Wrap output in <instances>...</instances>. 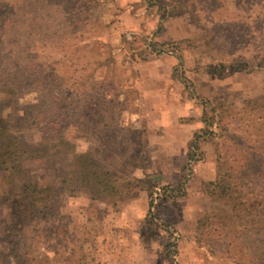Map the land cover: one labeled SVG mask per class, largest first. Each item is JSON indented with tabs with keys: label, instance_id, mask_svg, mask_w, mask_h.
<instances>
[{
	"label": "rangeland",
	"instance_id": "obj_1",
	"mask_svg": "<svg viewBox=\"0 0 264 264\" xmlns=\"http://www.w3.org/2000/svg\"><path fill=\"white\" fill-rule=\"evenodd\" d=\"M151 1H134L127 12L116 0H63V6L71 9L66 21L74 24L71 47L79 51H67L74 55V65L58 69L52 94L61 98L79 88L62 103L79 107L71 115L74 122L89 114L104 133L77 137L80 132L72 129L62 139L64 144L58 141L59 147H50L43 156L34 153L19 173L5 172L0 164V264H96L107 258L103 248L118 241L120 209L126 202L105 193L92 194L89 188L72 193L58 178L62 171L78 166L79 154L97 146L103 154H120V149L140 153L146 168L127 165L128 176L149 177L158 186L146 221L137 220L129 228L131 236L133 229L141 232L142 242L152 248L149 264H254L247 257L241 263L231 258L240 257L234 246L229 256L224 255L219 239L198 228L199 219L214 207L206 197L209 179L202 178L217 173L216 149L223 148L220 134L225 133L219 124L212 125L217 135L201 143L202 158L180 168V177L186 178L184 195L161 198L158 189L164 183L156 178H177L173 166L182 162V147L191 135L188 127L191 132L207 128L205 114L213 116L211 108L218 102L228 107L225 124L230 134L244 137L258 131L254 119L264 116V110L249 113L242 107L246 100L264 94V0H161L163 8ZM36 6L41 4L23 0L26 16L14 19L22 26L21 39L15 26L0 33L1 48H7L0 53V59L5 56L3 67L24 70L29 84L37 79V62L47 64L66 56L53 53L50 43L38 53L26 52L49 37L45 25L52 20ZM10 13L0 14V25ZM132 16L138 20L132 23ZM237 63L249 67L233 72ZM82 78L83 83L76 84ZM31 88L15 96L0 92V103L15 124L36 117V99L44 86ZM134 108L138 114L128 116ZM120 121L145 127L147 134L138 143L132 130L122 131ZM184 125L186 130H179ZM30 137L38 140L40 135L34 130ZM146 138L149 144L144 146ZM27 181L55 186L56 205L31 216L26 201L18 196ZM216 226L214 219L207 230L213 232Z\"/></svg>",
	"mask_w": 264,
	"mask_h": 264
},
{
	"label": "trees",
	"instance_id": "obj_2",
	"mask_svg": "<svg viewBox=\"0 0 264 264\" xmlns=\"http://www.w3.org/2000/svg\"><path fill=\"white\" fill-rule=\"evenodd\" d=\"M155 1L160 5L159 8L164 7L161 0ZM35 2L41 4L36 7L44 11L52 22L45 25V32L49 35L48 39L36 44L33 48L28 47L26 52L28 54L32 51L38 53V49H45L50 43L53 53L65 52L66 56L60 60L52 59L47 64L37 62L34 66L37 79L31 84L24 77L26 73L24 70L20 68L8 70L3 67L6 63L5 56L0 59V92L15 96L32 91L30 89L34 85L44 86L42 94L40 93V97L38 96L36 99V117L29 122L15 124L13 119L7 116L6 106L0 103V164L2 169L10 174L19 173L23 168L24 161L31 159L34 153L39 152L43 156L50 147L58 148V141L61 140L62 143L64 141L62 139H65L72 129L75 132L76 130L80 132L77 137L96 135L101 137L104 133L103 129L98 127L99 121L95 122L96 120L90 118L89 114L82 117L80 122H74L71 115L77 113L79 107L73 109L72 103H62V100L74 97L79 88L70 89L61 98L59 95L52 94L56 90L53 83L58 69L74 65V55L69 56L68 53L75 52L74 54H76L79 51L76 49L77 46L71 47L72 25L74 24L71 25L66 21L67 17L71 15V9L63 6V0H35ZM149 3L153 2L149 0ZM0 10H2L1 15L13 12L3 18L0 33L3 35L10 30L11 26H15V31L21 39L22 26L14 19H20L23 14L26 16L23 12V0H16L15 3L12 0H0ZM43 15L40 14V18ZM1 44L2 42H0V53L7 51L6 47L1 48ZM86 44L87 42L84 45L86 46ZM66 45H68L67 48ZM67 51L69 52L67 53ZM38 58L39 55H37ZM235 66L233 72L247 70L249 67L248 63H237ZM83 79L81 82L77 80L76 84L83 83ZM46 90L50 94L46 93ZM106 97H108L107 94ZM208 103L213 105L214 101L208 100ZM129 104L132 103L129 102L128 106ZM56 105H61V108ZM211 109L213 116L205 114L204 117L207 128L197 132L189 144L188 162L185 165L187 167L202 158L201 143L217 135L212 130V125L219 124L225 132L220 134V137L224 138L223 148L220 149L217 146V173L215 178L208 182L209 187L206 192V197L214 207L213 211H208L199 219L198 228L209 233V236L212 235V239H215L214 237L219 239L224 255L229 256V251L234 246L239 249L240 257L231 256V258L236 259L239 263L243 259L247 260V257L252 259L254 264H264V131H262L264 116L254 119V122L259 125L255 134L249 133L247 136L239 137L238 134H230L232 132L229 126L225 124L228 107L223 102H218ZM242 110L249 113L263 111L264 94L246 100ZM137 114L138 112L134 108L127 115ZM143 124L142 126H144ZM103 126H107V124L103 123ZM120 128L122 131L130 132L132 130L133 138L139 141L138 143H140V136L147 134L145 127L126 126L122 121H120ZM34 130L40 135L38 140H33L30 137ZM148 144L149 140L146 138L144 146ZM120 146H123L122 143ZM103 153V150L97 146L86 153L79 154L77 156L78 166L64 170L58 175L61 184L70 189L72 193H75L77 188H89L92 194L105 193L111 198H117V201L120 202L136 199L142 191H147L151 211L154 206L153 196L157 193L158 186L149 177L128 176L126 169L127 165L134 168H146L140 160V153L128 149H120V154L108 151ZM156 179L159 182L160 179ZM185 183L186 178L182 177V181L177 185L159 186L160 197L170 200L184 195ZM56 189L55 186L40 187L33 181H27L23 184L18 196L26 201L29 213L33 216L36 211L46 210L51 204L56 205ZM216 207L218 210L215 209ZM214 219L217 221L216 230L210 232L207 230V226Z\"/></svg>",
	"mask_w": 264,
	"mask_h": 264
},
{
	"label": "crops",
	"instance_id": "obj_3",
	"mask_svg": "<svg viewBox=\"0 0 264 264\" xmlns=\"http://www.w3.org/2000/svg\"><path fill=\"white\" fill-rule=\"evenodd\" d=\"M134 1L137 0H116V3L120 7H124L125 5V8L127 9L126 11L128 12L129 10L127 8V5ZM137 20V17L132 16V23L133 21L136 22ZM187 126L188 125H184L181 127L179 126V130H181L183 127L186 130ZM177 128L178 126H174V131H176ZM199 130L200 128H197V130L191 132L190 128L188 127V132L191 133V135L187 137L185 147H182V152L184 155L182 158V162L181 164H176L173 166V170L178 172L177 178L170 181H166L165 179L160 178L159 182L164 183L162 185H177L181 182L182 175L180 177V168L183 163L184 164L182 167L184 168L186 163L188 162L189 144L194 138V135L199 132ZM171 153L175 154V151H171ZM202 166H205V164H203ZM201 175L206 176L207 174ZM214 178L215 176H213V178L204 177L202 178V180L209 179V181H212ZM149 201L150 199L147 191H142L138 198L127 201L124 204V206L120 209V229L117 230L118 241L113 243H106L103 249L105 253L108 254L107 258L103 259L102 261L98 260L96 264H149V255L150 253H152V248L150 247V245H146L142 242L141 232L139 234L135 229H133L132 236L131 232H129L131 224H134L135 222H137V220L139 221L145 219L146 221L147 213L150 211Z\"/></svg>",
	"mask_w": 264,
	"mask_h": 264
},
{
	"label": "built area",
	"instance_id": "obj_4",
	"mask_svg": "<svg viewBox=\"0 0 264 264\" xmlns=\"http://www.w3.org/2000/svg\"><path fill=\"white\" fill-rule=\"evenodd\" d=\"M158 191L160 192V189H158ZM159 192H158V193H159Z\"/></svg>",
	"mask_w": 264,
	"mask_h": 264
}]
</instances>
